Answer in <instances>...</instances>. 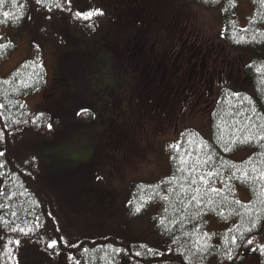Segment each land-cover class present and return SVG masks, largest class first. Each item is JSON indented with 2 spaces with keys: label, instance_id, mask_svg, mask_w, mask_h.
I'll list each match as a JSON object with an SVG mask.
<instances>
[{
  "label": "trees",
  "instance_id": "trees-1",
  "mask_svg": "<svg viewBox=\"0 0 264 264\" xmlns=\"http://www.w3.org/2000/svg\"><path fill=\"white\" fill-rule=\"evenodd\" d=\"M196 1L207 6L224 3L222 43L237 51L253 48L254 58L245 66L253 90L224 89L210 111L211 138L193 127L185 128L177 141L166 146L170 160L168 173L151 182H132L127 202L129 216L142 217L154 205L152 223L160 235V243L138 237L127 240L111 231L98 236L85 235L76 242L64 241L49 194L33 167L18 160L13 150L25 131H34L43 139L53 141L61 129L69 131L77 124L93 122L96 112L89 101L77 112L74 106L77 98L65 99L71 91L69 81L58 84L52 77L48 84L46 67L37 57L41 49L33 42V56L24 59L7 75L0 71V153H3L0 156V165H3L0 167V264H20V254L25 249L35 250L37 243L52 252L54 246L56 251L64 250L68 264H123L124 261L127 264H246L249 260L264 264V242L255 241L264 235V0H250L254 13L247 26L239 25L238 0ZM173 3L183 6L182 0H173ZM33 9L43 16L56 17L67 26L86 29H92L107 17L105 12L91 20L77 17L76 12L86 11H81L75 0H41L40 3L4 0L0 3V65L17 48L10 33L2 32V28H21ZM4 12L8 17H4ZM124 42L123 38L115 44ZM90 53L83 49L79 55L84 54L88 59ZM110 55L113 53L109 49ZM243 56L246 58L245 53ZM58 65L64 70L58 76L62 80L65 72L78 76L79 81L88 73L87 69L80 68L75 56L67 59L58 55ZM150 83L156 84L158 91L165 85L158 79ZM47 84L54 98L48 99L44 94L39 107L28 108L23 96L45 89ZM151 102L149 99L144 102L145 111L154 110V116L157 107L162 115L159 102L155 109ZM40 113L44 115L41 117ZM52 114L54 123L49 128ZM44 144L47 142L40 145ZM246 146L255 147L248 157L242 160L232 157L234 151ZM241 184L249 189L250 201L239 198L237 191ZM257 219L261 226L248 232ZM54 234H58V240L50 246L47 238ZM249 239L253 240L252 244L247 243ZM117 249L123 251L117 252ZM229 255L232 259H228Z\"/></svg>",
  "mask_w": 264,
  "mask_h": 264
},
{
  "label": "rangeland",
  "instance_id": "rangeland-1",
  "mask_svg": "<svg viewBox=\"0 0 264 264\" xmlns=\"http://www.w3.org/2000/svg\"><path fill=\"white\" fill-rule=\"evenodd\" d=\"M75 1L79 9L81 7V11L98 9L105 13L115 4L112 2L114 0ZM158 1L161 2L163 12L174 4L170 1L166 8V0L150 2L158 3ZM238 1L239 25L247 26L249 17L254 13V6L250 0ZM182 2L183 6H181L190 15L191 28H195L202 38L200 43L214 52L215 47L210 41H221L220 35L225 27L224 4L206 6L199 4L196 0H182ZM106 23L107 20L103 24ZM168 23L169 18L162 19L158 30H162ZM117 26L120 28V24H117L116 28ZM98 27L99 25L93 29H86L79 26H67L58 18L43 16L33 9L26 24L21 28H2V32H9L17 43V48L0 65L3 75L10 73L24 59L33 56L31 46L35 42L41 49L37 57L41 58L46 67L48 84L51 77L53 82L58 84H67L69 81L71 91L66 94L65 99L77 98L74 104L77 112L86 105V101H89L96 112L93 122L77 124L69 131L66 128L61 129L60 134L55 136L53 141L43 139L34 131H25L14 147V156L33 167L51 198L57 226L65 241L76 242L85 235L98 236L111 231L127 240L138 237L158 244L160 235L152 223V214L156 211L154 205L150 206L142 217L129 216L127 202L131 184L135 180L151 182L168 173L170 160L165 149L166 145L169 141L177 140L185 127H194L204 137L211 138L209 114L221 95L220 86H214L211 94L206 96V100L194 107L193 100L198 95L203 75L202 71L199 77H196L195 73L194 79L193 73L191 80L194 79V83L191 95L181 117L174 115L166 117L167 113L164 111H162L163 115H160V111L157 107L155 109V106V115L152 116L154 110L146 112L147 105L144 102L146 103L149 99L152 101L151 104L155 105L162 100L157 99L161 96L160 94H164L163 98L167 97V94L162 90L154 95L156 84L148 82L150 73L141 72L137 65L134 70L131 65L118 64L114 55L109 57V49H107L109 47L106 48L105 43L108 41L110 47L113 43L117 46L115 42L123 38L121 36L116 38L120 33H117V30L114 32L112 24L101 26L106 36H103L102 32L97 33ZM79 42H82L81 46ZM221 46L231 58L236 60L244 58L243 70L236 79V84L240 86L233 84L232 80L226 85L235 89L250 85L247 90L252 91L253 85L245 75L244 66L253 60V48H243L245 58L243 51L224 45L217 44L216 49ZM83 49L91 51L88 59L84 54L79 55ZM173 53L174 50H171L165 58H168V61L171 57L176 58ZM117 54L121 61L125 58L120 51H117ZM58 55L67 59L71 56L77 57L80 68L88 71L86 77L79 81L78 76H70L69 72H65L62 74V76L66 74L64 80L58 78L61 75L60 72L64 71L59 69L61 66L58 65ZM184 62L183 59L172 60L169 64ZM85 64L88 67H84ZM207 68L204 67L202 70L205 71ZM158 72L159 76L163 74L164 77L167 73L162 68ZM172 72L179 73V71ZM180 72L182 73L181 69ZM234 73H236L235 69ZM176 88L177 85L169 95V97L173 96L172 101ZM44 94L48 99L54 98L52 88L48 85L43 90L24 95L23 101L28 108L34 109L39 107ZM79 98H81L80 101ZM138 106L139 108L135 109ZM175 107L180 108L179 102ZM50 108H53L52 112H54V107ZM143 111L144 114H142ZM53 123L54 115L52 114L50 124ZM45 142L47 144L40 145ZM254 149V146L237 149L232 153V157L242 160ZM238 196L243 201L251 199L249 189L242 184L238 186ZM53 240L55 242L58 240V234H54L49 239L51 246H54ZM255 241L264 242V235L258 236ZM54 249L55 251L52 252L37 243L35 250L25 249V252L20 254L19 262L20 264H68L65 251H56V246ZM36 250L43 253V256L38 255ZM123 264L127 263L124 261ZM246 264L256 263L254 260H249Z\"/></svg>",
  "mask_w": 264,
  "mask_h": 264
},
{
  "label": "flooded vegetation",
  "instance_id": "flooded-vegetation-1",
  "mask_svg": "<svg viewBox=\"0 0 264 264\" xmlns=\"http://www.w3.org/2000/svg\"><path fill=\"white\" fill-rule=\"evenodd\" d=\"M151 0H114L113 7L110 8V14L113 16L117 26V33H120L121 38L126 42L117 45V51L122 53L127 64L138 66L142 71L150 73L148 82L155 79L165 83L161 90L167 94V97L160 96L158 106H162V111L169 112L168 106L171 103L169 95L173 88L177 85L174 91V99L178 100L181 110L187 107V100L191 95L192 86L196 77H199L202 71V83L198 89V95L193 100V106L201 104V101L206 100L214 86H220V91L230 86L226 83L232 80L236 84L239 73L243 70V59H233L221 46L216 49L217 44L211 42L215 47L214 52L206 49L205 45L200 43L202 38L196 32L195 28H191V19L188 11L180 7L178 3H174L167 11H162L160 2L151 3ZM169 1V0H168ZM173 2V0H171ZM169 3L166 2V8ZM169 18V23L162 29L158 30L161 25V20ZM186 24L183 25L182 24ZM183 44V47L181 45ZM174 50L176 58L171 57L168 61L165 56ZM120 59V58H119ZM185 60L181 64H169L172 60ZM208 67L205 71L202 69ZM162 68L167 73L159 76V69ZM182 70V73L180 72ZM234 69L236 73H234ZM172 71H179L178 74H173ZM164 72V71H163ZM194 73V79L191 80ZM181 76H180V75ZM243 74V73H242ZM231 77L230 79H228ZM217 78V79H216ZM237 86H240L237 85ZM158 94V89L156 90ZM163 95V94H162ZM155 106V105H154Z\"/></svg>",
  "mask_w": 264,
  "mask_h": 264
},
{
  "label": "snow or ice",
  "instance_id": "snow-or-ice-1",
  "mask_svg": "<svg viewBox=\"0 0 264 264\" xmlns=\"http://www.w3.org/2000/svg\"><path fill=\"white\" fill-rule=\"evenodd\" d=\"M4 2V0H0V3ZM13 2H16V0H13ZM37 3H40L41 0H36ZM213 2H216V0H213ZM59 7V5H57ZM102 11L98 10V9H93V10H89V11H86V12H76V16L83 19V20H91L93 16H97V15H102ZM4 17H8V13L7 12H4L3 13ZM260 70V69H258ZM44 114L43 113H40V116L42 117ZM35 122V121H34ZM49 128H51V124L48 125ZM264 139V138H262ZM226 151L228 149H225ZM3 153H0V156H2ZM0 167H3V165H0ZM97 179H101L100 177H97ZM203 179V178H202ZM140 209H137V211H139ZM261 226V221L259 219H257L256 221H253L252 223V227H250L247 231L248 232H252L254 229H258L259 227ZM235 239V238H234ZM18 243V242H17ZM55 242H53L54 244ZM248 244H252L253 243V240L252 239H249L247 241ZM51 246V245H50ZM85 251H87V249H85ZM117 252H120V251H123L122 249H117L116 250ZM151 251V250H150ZM253 251H255V249H253ZM136 256H140V253L139 252H136L135 253ZM228 259H232L231 255L228 256Z\"/></svg>",
  "mask_w": 264,
  "mask_h": 264
}]
</instances>
